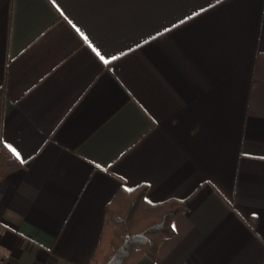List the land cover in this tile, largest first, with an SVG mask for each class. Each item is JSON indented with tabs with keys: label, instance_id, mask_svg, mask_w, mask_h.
Returning a JSON list of instances; mask_svg holds the SVG:
<instances>
[{
	"label": "crops",
	"instance_id": "1",
	"mask_svg": "<svg viewBox=\"0 0 264 264\" xmlns=\"http://www.w3.org/2000/svg\"><path fill=\"white\" fill-rule=\"evenodd\" d=\"M0 88L8 264H86L139 185L185 209L135 264H264V0H0Z\"/></svg>",
	"mask_w": 264,
	"mask_h": 264
},
{
	"label": "trees",
	"instance_id": "2",
	"mask_svg": "<svg viewBox=\"0 0 264 264\" xmlns=\"http://www.w3.org/2000/svg\"><path fill=\"white\" fill-rule=\"evenodd\" d=\"M18 166L20 162L0 146V176ZM145 192L144 185L114 192L104 207L100 236L86 264H135L142 257L155 258L161 241L173 232L172 220L183 214L185 200L150 204Z\"/></svg>",
	"mask_w": 264,
	"mask_h": 264
},
{
	"label": "built area",
	"instance_id": "3",
	"mask_svg": "<svg viewBox=\"0 0 264 264\" xmlns=\"http://www.w3.org/2000/svg\"><path fill=\"white\" fill-rule=\"evenodd\" d=\"M1 232H2V227L0 226V235ZM0 264H8L6 258L2 254H0Z\"/></svg>",
	"mask_w": 264,
	"mask_h": 264
},
{
	"label": "snow or ice",
	"instance_id": "4",
	"mask_svg": "<svg viewBox=\"0 0 264 264\" xmlns=\"http://www.w3.org/2000/svg\"><path fill=\"white\" fill-rule=\"evenodd\" d=\"M13 152L15 153V149H13ZM17 156L19 155L18 153H15Z\"/></svg>",
	"mask_w": 264,
	"mask_h": 264
}]
</instances>
